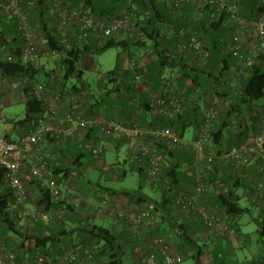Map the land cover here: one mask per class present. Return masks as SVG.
I'll list each match as a JSON object with an SVG mask.
<instances>
[{
    "label": "crops",
    "instance_id": "obj_1",
    "mask_svg": "<svg viewBox=\"0 0 264 264\" xmlns=\"http://www.w3.org/2000/svg\"><path fill=\"white\" fill-rule=\"evenodd\" d=\"M252 1L253 0H251V3ZM161 3L163 4V2ZM167 4L169 3L167 2ZM215 13V25H225V22H227L226 18L218 11H215ZM0 17L4 18L2 20L4 28L11 31V33H14V31L16 32L15 20H9L2 15H0ZM49 17H52V15L50 14ZM137 47L140 49L138 52L139 56L130 54L132 58L120 57L118 62L120 68L125 69L127 65L133 67V60L146 65V69L149 68V65L155 59L154 51L151 48L152 46ZM91 57L92 54H87L84 57V62L82 64L83 69L88 67L87 63L91 61ZM46 70L45 67L42 71L46 73ZM183 73L184 71L178 68L171 69L170 71L164 69L159 76H156L154 81L152 80V85L157 91L165 93L174 86L178 89L179 94L183 97L185 102L184 113L188 114L186 118L187 121H180L178 118L172 117L167 119V122L170 123L172 121L177 123L179 125V127H177L180 130H177L176 127L173 128L176 129L184 139L186 138L187 131L191 128L192 136L189 137V139H191L202 128L203 117L207 109L208 94L203 93L201 87L192 84ZM151 74L152 72L150 75ZM82 76L78 78L80 83L75 82L71 84V86L77 84L81 87L78 93H73L78 94L79 98L77 100H72V93H68L66 90L67 93L64 95L65 106L59 110L58 121L55 123L59 128L56 132L49 134L42 140V146L50 153L51 174L49 173V176H55L62 187V196L60 198L63 200V204L67 206L66 217L62 221L51 219L29 222L27 220L29 214L39 208L35 199L40 197L41 188L43 187L40 181L33 178L27 170L29 162L34 157V153L27 152L22 165L21 178L24 181L30 199L26 202L14 203V207H16L18 214L22 217L20 218V225L28 231L31 230L32 233H39L40 231L43 233L44 231L56 230L57 228L67 231L74 230L66 237L64 236L63 240L58 242L54 248L55 254L62 257L72 247V243L68 242L69 240L76 241L75 243H77L78 239L84 238V234L77 231L78 228H84L86 224H101L111 229L117 237L116 239L120 244L122 259L125 264H140L139 257L134 252L136 243L140 240H151L158 234L165 235L167 246L172 253H181L184 255L185 259H192V257L196 256L195 253H198L200 249L199 253H201V255L198 257V260L192 259L194 262L191 263L193 264H195V262H197V264H221L223 254L218 252L217 255V253L214 252L215 243L219 237H226L230 244L233 242V238L243 244H246L248 240L251 239L250 234L242 230L241 219H243L245 214H252L257 226L258 220H264V201L259 204L252 200L254 181L259 179V181L264 182V161L262 159L249 156L238 169H235L228 161L223 159L218 170H213L210 168L209 164L199 163L192 151L157 139L156 143H158L156 147L163 155L164 172L165 170H168V172L170 171L166 179L177 183L176 191L188 194L192 193L195 188V176L197 172H204L208 180H211V178L215 176L220 180V184L218 186L214 184V187L210 189L203 200L205 205H208L211 209L217 208L218 203L215 199L219 192H227L228 187L226 185L228 182V186L231 187L230 179L234 177V180H236L240 177L239 184L235 185L233 190L237 195L239 205L247 209L243 210V212L227 214L235 229L239 231V234L219 236L212 229L207 228L194 212H183L170 199L167 201L172 203L167 202L165 204L166 199H163V194L158 198L144 191L143 181L145 179L147 180V166L139 161L136 145L129 139L120 135L100 138L98 137V130L94 127L92 130L88 129L76 135L69 136L66 134V117L70 109L79 110L85 115H89V113L95 109L96 117L101 120L119 119L124 121L132 113L131 107L137 106L136 102H129L126 104V102L130 101V99H132L131 97H135V95L130 96L126 88L122 87L123 84L121 88H119L109 83L103 87L104 89H100V83L104 79V75H101L94 89L93 86L83 81ZM133 77H135V73ZM147 77L148 80H150L149 74ZM120 78L122 80L119 83L125 79L124 76ZM48 79L49 82H51L49 83V87L52 93L61 87L58 77L52 75L49 76ZM69 87L68 85V88ZM18 88L19 87L8 86L7 83L1 84L0 107L2 102L4 104H11L17 100L25 101L22 97V90ZM110 89L114 90L110 91ZM92 90L93 92H91ZM140 90L137 89L138 92ZM94 92V95L98 98L102 95V100L106 97V102L98 106L93 105V103H95V97L92 95ZM110 93L112 94L110 95ZM140 104L139 101V105ZM262 104L263 106L259 108V112L262 114L259 116H264V102ZM140 106L144 107L142 105ZM140 106L137 107L138 112L142 113V108ZM124 107L128 108V110L125 111ZM134 116L136 117V115ZM40 117H43L46 122H55L48 110L45 109L36 115L37 122H31L25 127L39 125L38 121ZM234 117L232 118L231 128L225 131V136L220 148L227 149L234 145L238 138V132H245L246 136L245 134L244 136L248 140L260 133L259 122H252L250 119L248 121L246 120V116L238 118L235 115ZM179 123H186L183 127L184 129ZM246 124L252 126L246 128ZM2 128L6 130L4 134H7L8 137L14 141L18 140L26 129L15 127L13 123H3ZM212 143L208 146V151L217 153V150H215L217 147L212 148ZM97 144L102 147V160L92 155L91 149ZM103 159L108 164V168L103 166ZM171 167H176V170L173 171ZM103 199H108L112 206L114 205L117 209L125 211L145 208L147 205L155 204L157 205V226L152 229V231L144 230V228L140 226V234L130 226L126 220L118 217L116 213L103 214L96 211L95 207L99 205ZM253 210H255L257 216L253 213ZM40 222L43 223L40 224ZM257 229L258 227L256 231ZM188 236L195 241L194 244H190L189 240L185 239ZM257 241H263L264 247V238H257ZM0 245L18 249L21 253L25 250L21 248L20 240L11 233H6L4 238L1 237ZM27 245L29 244H26V247ZM215 255L218 256V258H215ZM158 259L162 261V254L160 252H158ZM259 262L264 263V248L261 252H254L249 258L245 256V259L239 262V264H258ZM191 263L185 262V264Z\"/></svg>",
    "mask_w": 264,
    "mask_h": 264
},
{
    "label": "built area",
    "instance_id": "obj_2",
    "mask_svg": "<svg viewBox=\"0 0 264 264\" xmlns=\"http://www.w3.org/2000/svg\"><path fill=\"white\" fill-rule=\"evenodd\" d=\"M51 4L52 20L50 24L59 37L58 44L68 50L73 40L82 44L92 36L109 37L119 35L125 31L132 34L138 29L139 17L133 10H123L119 15L111 19L95 17L89 10L83 7H69L67 0H48ZM184 2H190L198 10L210 6L216 9L235 29L232 41L225 44L222 49L225 53L232 54L236 59L233 71L232 85L239 88L241 82L248 76V70L259 62H264V0H257L259 9L258 16L246 17L242 14L238 0H172L173 6H179ZM24 0H0V10L3 14L14 17L17 30L22 39V57L25 62L32 63L41 57L56 55V50L41 45L37 30L32 25L28 12L23 6ZM177 54L187 56L190 64H204L211 56L208 42L203 39L191 26L180 27L175 32ZM61 54V53H60ZM8 60L11 55H6ZM135 70V83L146 90L151 96L150 107L154 115H183L185 102L179 92L171 87L166 93L151 89L144 79V71L140 63L133 60ZM236 88V89H237ZM33 94L46 106L52 119L46 122L40 117L39 125L24 130L16 141H9L5 134L0 135V166L5 168L6 184L9 193L15 203L26 202L29 198L27 188L21 178V171L25 154L34 153L27 170L29 174L40 181L41 185L52 190L55 197L62 196V187L57 179L49 176L50 153L42 146V140L49 134L56 132L59 127V110L64 108V94L56 90L51 92L43 83L33 84ZM78 94H72L71 99L77 100ZM228 100L215 95H208L207 109L203 117L202 128L194 135L193 139L185 140L179 132L171 126L147 127L137 123L127 124L115 119L101 120L98 117H88L78 110L70 109L67 112V135H76L82 131L95 127L99 137L120 135L129 139L136 145L138 159L147 166V181L151 186H159L163 174V155L152 144L151 138L161 140L171 145H178L192 151L199 163L210 165L213 170H218L223 159L228 161L235 169L244 164L249 156H255L264 161V116L259 120L260 133L247 141H241L232 145L222 153H211L208 146L212 143V124L220 115L228 110ZM0 121L7 124V118L0 116ZM6 130H4V133ZM95 158L102 160V147L97 144L92 148ZM103 166L108 164L103 159ZM253 185L252 200L261 203L264 199V182L257 181ZM214 187L204 172H197L195 176V188L190 194L174 191L171 194L172 202L183 212H194L209 229L219 236L237 234L236 229L222 209L207 207L204 197ZM96 211L103 214L116 213L118 217L126 220L137 232L141 234L140 226L144 230L152 231L157 226L158 218L153 205L145 208L119 210L103 199L95 207ZM67 208L60 205L56 208H37L29 214L27 220L36 222L42 220L65 219ZM21 253L20 250L0 245V264H44L55 259L52 255L34 253L28 250ZM135 254L139 257L140 264H185V257L181 253H172L166 243L165 235L158 234L151 240H140L134 247ZM158 252L162 254V261L158 259ZM59 257V256H58ZM64 264H103L95 259L93 252L85 249L83 244L78 243L63 257Z\"/></svg>",
    "mask_w": 264,
    "mask_h": 264
},
{
    "label": "trees",
    "instance_id": "obj_3",
    "mask_svg": "<svg viewBox=\"0 0 264 264\" xmlns=\"http://www.w3.org/2000/svg\"><path fill=\"white\" fill-rule=\"evenodd\" d=\"M238 1L241 6L242 14L246 17L259 15L257 0H253L252 3L251 0ZM161 2H163V4ZM167 2L170 5L167 4ZM171 2L172 0H67L69 7H83L89 10V12L95 17L99 18L111 19L114 16L119 15L123 10H133L139 17L138 29L133 31L130 35L125 31H122L116 36H92L82 44L77 40H73L72 46L68 50L63 49V47L58 44L59 37L56 35L54 28L50 24V20H52V17H49L51 14V4L48 0H24L23 6L28 12L31 23L37 30L38 36H41V45L43 47L47 46L50 50H56L58 52L56 55L53 54L46 57L48 58L47 61L49 58L51 59L54 58V56L62 55V57H58V60L55 59L57 69L52 71L54 73L46 70L45 74L48 78L49 76L54 75L60 79L61 87L57 90L61 91L64 95L67 91L68 93L70 92L73 94L78 93L81 89L77 84L68 88L67 81L71 77L80 78L82 76L84 70L82 64L84 62V57L87 54L96 55L114 46H121L123 49L127 50L130 49L131 46H152L151 48L154 51L155 59L149 65V68L147 67L148 69H146V65L140 64V68L144 71L145 82L151 89H155L152 85L153 81L156 79V76L160 75L162 70L167 68H178L184 71L183 75L189 79L192 84L201 87L203 93L221 98L223 97L224 100H228V110L226 113L220 115L221 118H219V120L213 122L211 129L213 141L211 146L212 148L217 147L215 150L220 154L226 150L220 148V146L224 139L225 131L231 128L232 118L235 115L238 118L246 116V120L249 121L250 119L252 122H259L261 119V116L259 115L262 113L259 112V108L263 106L262 103L264 102V62H259L252 66L248 70L249 74L246 79H244L239 85V88L236 87V89L234 85H232V77L230 75L225 77L226 71L228 70V58L229 56H234L230 53H225L222 49L225 44L232 41V35L235 31L233 25L228 21L225 22V25H215L216 9H213L210 6L205 7L203 10H198L195 5L190 2H184L179 6H173ZM0 15L9 20H15L14 17L3 14L1 10ZM3 19V17H0V86L3 83H7L8 86L19 87L18 89L22 90V97L25 100L24 102L27 107V115L25 118L12 120L11 123H13L15 127L26 128L25 126L29 123L37 122L36 115L39 112L47 109L44 103L33 94V84L43 83L49 87V83L51 82H49V80L48 82H39L35 80L36 75L45 69L46 62L42 60L38 61V63L25 62L22 57V39L17 30V24L16 32L14 31V33H11V31H8L3 27ZM188 26H191L195 32L208 42L211 56L204 64H190L187 56L177 54L175 32L180 27ZM7 54L12 56L11 60H8L6 56ZM136 67L137 66L134 67V65L133 67L127 65L125 69H122L117 64L115 69L104 74V79L100 83V89L109 83H112L119 88H121L123 84L122 87L126 88V91L130 96L135 95V97H131L132 99H130V101L126 102V104L129 102L137 103L136 107H131L132 113L126 119L127 121L117 120L127 124L137 123L141 126L147 127L160 128L171 126L176 127L178 130L179 125L172 121L168 123L167 119L176 117L180 121H187L186 118L188 114H152L150 107L152 98L150 94L140 86L138 87L134 81L135 77H133V75L137 69ZM151 72L152 74L150 75ZM148 74L150 80H153L152 82L148 80ZM122 76H124L125 79L119 83L122 80L120 78ZM174 88L178 91L175 86ZM137 89L141 90L138 92ZM113 90L114 89H110V91ZM91 92H93V90ZM94 94L95 92L92 95ZM111 94L112 93H110V95ZM94 97L95 103H93V105L95 106H98L99 104L102 105L106 102V97L102 100V95L99 98L96 97V95H94ZM139 101L141 103L140 105L144 107L139 105ZM138 106L142 108V113L138 112ZM124 108L125 111L128 110V108ZM86 115L90 118L96 117L95 109L92 110L89 115ZM134 115H136V117ZM179 124L182 128L186 125V123ZM251 126L252 125L250 124H246V128ZM92 128L93 127L90 129L92 130ZM244 134L245 132H238V138L234 144H238L241 141H247L248 139L245 137L246 134L245 136ZM5 137L9 141H14L10 139L7 134H5ZM150 141L155 147L157 146V139L151 138ZM171 168H173V171L176 170V167ZM5 172V168L0 166V239L1 237L4 238L6 233L12 232L23 239L21 243V248L23 250L27 248L30 251L33 250L34 253L48 254L55 258L51 262L46 261L44 264H64L63 260L56 258L58 256L55 254L54 248L58 242L63 240L64 236L66 237L74 230L67 231L57 228L56 230H48L43 233L42 231L39 233H32L31 230H24V227L19 223L21 215L18 214L16 207H14L15 201L12 199L10 193L7 192L9 189L6 184ZM169 172L168 170H165L164 172L163 168V174L161 175L159 186H154L163 194V199H166L165 204L170 202L167 200L171 198L172 192L176 191L177 185L176 182L166 179L170 174ZM53 177L57 179L55 176ZM209 181L217 186L220 184V180L216 176ZM239 181L240 177L236 180H234V177L230 179L231 187L228 186V182L226 185L228 187L227 192H219L215 199L218 203L217 208L222 209L227 214L243 212V210L247 209L239 205L237 195L233 190L235 185L239 184ZM257 181H259V179L254 181V184H256L255 182ZM40 197L35 199L39 208L50 209L56 208L60 205L66 206L63 204L61 198L55 197L52 190L44 186L41 188ZM29 199L30 197L28 200ZM261 201H264V199ZM152 205L156 211L157 205ZM206 206L208 207V205ZM40 220L43 221L42 219ZM62 220L63 219L60 221ZM42 223L43 222H40V224ZM77 231L84 234V238L78 239L77 243H75L76 241L69 240L68 242L72 243L70 249L74 248L76 244L81 243L85 249L93 252L95 259L103 264H125L122 259L120 244L111 229L101 224H86L84 225V228H78ZM257 231L261 238H264V220H258ZM236 233L239 234V231L236 230ZM185 239L189 240L190 244L195 243V241L189 236ZM26 244L29 245L26 247ZM199 251L200 249L198 250V253H195L196 256L192 257L194 260H198V257L201 255ZM216 253L218 255V252ZM215 258H218V256L215 255ZM222 258L221 264H228ZM195 263L197 264V262ZM258 264L264 263L259 262Z\"/></svg>",
    "mask_w": 264,
    "mask_h": 264
},
{
    "label": "rangeland",
    "instance_id": "obj_4",
    "mask_svg": "<svg viewBox=\"0 0 264 264\" xmlns=\"http://www.w3.org/2000/svg\"><path fill=\"white\" fill-rule=\"evenodd\" d=\"M139 50L140 49L137 46H131L130 49L128 50L123 49L121 46H114V47H110L104 50L101 53L92 55L90 59L91 61L89 62L87 61L88 67H86L83 70V76H82L83 81H86L88 84L93 86L95 89L100 79V76L107 74L112 69H115L116 65L118 64V61L120 60L119 59L120 57L121 58L122 57L132 58L130 57V54H136L137 56H139L138 55ZM58 57H62V55L54 56V58H51V59L49 58L48 61H47L48 58L41 57L39 60L35 61V63H38V61L40 60L46 62V69L49 72L54 73L52 71L54 69H57L55 59L58 60ZM228 63H229L228 70L226 71L225 77H228L229 75L233 74V71L236 65V59L232 56H229ZM170 70L171 69H168V68L166 69V71H170ZM35 80L39 82H48L49 79H48V76L43 71H41L36 75ZM75 82L80 83L77 77H71L67 81L69 86H71V84ZM26 115H27L26 103L23 102L22 100H17L16 102H13L11 104H4L3 102L1 103L0 116L6 117L8 119L7 123H11L12 120H18L21 118H25ZM2 124L3 123L0 121V135L4 134ZM191 136H192V132L190 128L187 131L185 140L193 139L194 136L191 139H189V137ZM143 189L146 193L152 196H156L158 198L162 194L159 189L151 186L146 179L143 181ZM253 213L255 214V210H253ZM255 215L257 216V214ZM20 218H19V223L21 221ZM257 227L258 226L255 220L253 219V215L245 214L243 219H241V228L243 231H246L247 233L250 234L251 239H249L246 244H243L242 242H239L238 240H235V238H233L232 239L233 242L230 244L226 237H219L216 240L214 252H219L223 254L222 259L230 264H239V262H242L245 259V256L249 258L252 256L254 252H261L264 247H263V241H260V242L257 241V238H261L258 231H256ZM23 229L26 230V228H23ZM9 233H11L13 236H16L20 240V243H22L23 239L21 237L15 235L12 232H9ZM192 259L187 258L185 259L186 260L185 262L186 263L194 262Z\"/></svg>",
    "mask_w": 264,
    "mask_h": 264
}]
</instances>
